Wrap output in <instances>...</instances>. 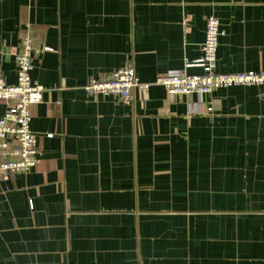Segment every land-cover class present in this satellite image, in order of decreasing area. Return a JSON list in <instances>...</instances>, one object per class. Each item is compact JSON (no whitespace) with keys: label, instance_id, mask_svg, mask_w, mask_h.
Here are the masks:
<instances>
[{"label":"crops","instance_id":"0c3cea01","mask_svg":"<svg viewBox=\"0 0 264 264\" xmlns=\"http://www.w3.org/2000/svg\"><path fill=\"white\" fill-rule=\"evenodd\" d=\"M212 15L219 71L264 70V0H0V79L29 32L45 87L40 163L0 180V264H264V86L154 83L201 72ZM127 64L151 84L131 104L85 92Z\"/></svg>","mask_w":264,"mask_h":264},{"label":"built area","instance_id":"2783aa9c","mask_svg":"<svg viewBox=\"0 0 264 264\" xmlns=\"http://www.w3.org/2000/svg\"><path fill=\"white\" fill-rule=\"evenodd\" d=\"M225 35L221 21L216 16L206 20L203 56L194 65L200 73L187 71L192 66L186 61L184 68L171 69L159 76L155 84L163 86L171 95L196 94L200 97L229 87L264 86V70L221 72L218 69V48ZM44 47L42 51H53ZM33 38L29 32L22 38V50L16 57L17 83L10 85L0 79V101H9L7 111L0 118V180L10 179L16 174H27L40 163L39 139L32 129V108L41 103L45 87L32 78L34 68ZM150 83L142 82L132 64L114 71L106 78L92 77L84 86L88 95L115 96L125 104H131L133 90L137 87L148 90ZM190 113L197 111L190 105ZM206 112H212L207 108ZM52 137V135H48Z\"/></svg>","mask_w":264,"mask_h":264}]
</instances>
